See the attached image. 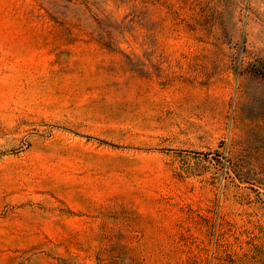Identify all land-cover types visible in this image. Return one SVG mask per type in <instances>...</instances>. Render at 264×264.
I'll use <instances>...</instances> for the list:
<instances>
[{
  "label": "rangeland",
  "instance_id": "rangeland-1",
  "mask_svg": "<svg viewBox=\"0 0 264 264\" xmlns=\"http://www.w3.org/2000/svg\"><path fill=\"white\" fill-rule=\"evenodd\" d=\"M0 264H264V0H0Z\"/></svg>",
  "mask_w": 264,
  "mask_h": 264
}]
</instances>
